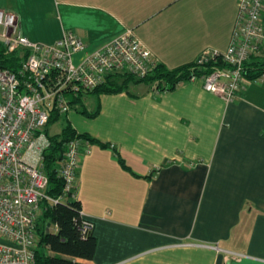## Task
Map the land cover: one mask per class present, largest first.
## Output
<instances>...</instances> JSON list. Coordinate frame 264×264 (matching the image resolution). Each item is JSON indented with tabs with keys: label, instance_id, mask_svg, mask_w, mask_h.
Segmentation results:
<instances>
[{
	"label": "crops",
	"instance_id": "1",
	"mask_svg": "<svg viewBox=\"0 0 264 264\" xmlns=\"http://www.w3.org/2000/svg\"><path fill=\"white\" fill-rule=\"evenodd\" d=\"M0 9L43 44L73 31L93 50L131 28L172 70L228 49L237 0H0ZM80 99L61 117L93 139L77 181L97 239L89 264H264V82L230 103L200 79Z\"/></svg>",
	"mask_w": 264,
	"mask_h": 264
},
{
	"label": "built area",
	"instance_id": "2",
	"mask_svg": "<svg viewBox=\"0 0 264 264\" xmlns=\"http://www.w3.org/2000/svg\"><path fill=\"white\" fill-rule=\"evenodd\" d=\"M263 16L264 0H237L228 49H206L195 62L220 65L189 81L200 79L206 91L228 103L238 98L247 82H264V68L253 79L246 76L249 61L264 62ZM0 41L7 54L26 53L17 72L0 67V237L9 243L0 242V264H37L41 204L64 202L68 196L77 199L78 171L92 146L79 135L66 142L65 153L55 164L63 191L58 198L49 197L44 152L50 146L46 128L51 114L69 113L73 100L103 85L110 73L128 71L143 78L160 63L131 28L93 50L73 31L43 44L24 36L18 16L1 9ZM80 215L86 236L93 222L82 209Z\"/></svg>",
	"mask_w": 264,
	"mask_h": 264
},
{
	"label": "trees",
	"instance_id": "3",
	"mask_svg": "<svg viewBox=\"0 0 264 264\" xmlns=\"http://www.w3.org/2000/svg\"><path fill=\"white\" fill-rule=\"evenodd\" d=\"M26 53L18 50L7 54L0 41V67L17 72L21 67V62ZM220 63H208L199 66L196 63L185 65L176 69H168L159 64L149 75L138 78L128 71L113 72L106 76V81L91 93H116L126 90L130 83H146L155 85L160 91L175 88L182 82L189 81L194 74L202 75L210 72L212 66ZM253 66V68H251ZM259 63L247 64L246 76L253 79L260 74ZM80 98L73 100L76 104ZM86 113V110L83 111ZM61 115L54 112L50 116V121L46 128V133L50 140L49 148L44 152V171L48 176L49 183L45 193L51 198H58L63 191V181L55 171L56 162L63 157L66 150V142L74 138L77 134L72 127L67 124L58 135H49L48 128L60 119ZM93 142V139L86 135H79ZM82 209L78 199L67 197L64 202L52 204L44 201L41 204V213L37 223V234L39 236L38 247L36 249L37 264H89L94 259L97 239L92 231L86 236L82 233ZM56 226V230L54 227ZM49 228V231L47 229Z\"/></svg>",
	"mask_w": 264,
	"mask_h": 264
},
{
	"label": "rangeland",
	"instance_id": "4",
	"mask_svg": "<svg viewBox=\"0 0 264 264\" xmlns=\"http://www.w3.org/2000/svg\"><path fill=\"white\" fill-rule=\"evenodd\" d=\"M259 65H260L259 71H262V69L264 68V62H261ZM64 123H65V119H64V116H62L57 122H54L53 124H51V127H50L51 134L60 133L64 126Z\"/></svg>",
	"mask_w": 264,
	"mask_h": 264
},
{
	"label": "water",
	"instance_id": "5",
	"mask_svg": "<svg viewBox=\"0 0 264 264\" xmlns=\"http://www.w3.org/2000/svg\"><path fill=\"white\" fill-rule=\"evenodd\" d=\"M47 231H49V228L47 229Z\"/></svg>",
	"mask_w": 264,
	"mask_h": 264
}]
</instances>
